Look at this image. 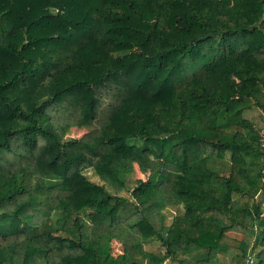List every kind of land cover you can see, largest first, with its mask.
<instances>
[{
  "label": "trees",
  "instance_id": "obj_1",
  "mask_svg": "<svg viewBox=\"0 0 264 264\" xmlns=\"http://www.w3.org/2000/svg\"><path fill=\"white\" fill-rule=\"evenodd\" d=\"M233 1L0 0V264H264V0Z\"/></svg>",
  "mask_w": 264,
  "mask_h": 264
},
{
  "label": "rangeland",
  "instance_id": "obj_2",
  "mask_svg": "<svg viewBox=\"0 0 264 264\" xmlns=\"http://www.w3.org/2000/svg\"><path fill=\"white\" fill-rule=\"evenodd\" d=\"M228 1V0H227ZM231 4L234 3L233 0H229ZM230 4V5H231ZM246 117L251 120L253 123L256 124L257 128L260 130L261 135L264 137V112L259 109H252L251 111L246 113ZM81 131L77 129H72L68 133V137H79L81 135ZM264 139V138H263ZM164 152L158 151L157 149L152 148L147 153H141L139 151H135L132 160H133V166H134V173L128 177L127 186L128 189L122 191L121 195L126 196L129 198L130 193L129 191L133 188V186L136 183V180H144L146 176L149 174L150 170L157 164V162L162 158ZM86 175L88 178H90L92 181L101 183L99 179L94 176L92 171H86ZM168 185V184H166ZM167 203L169 204L166 209L163 210L161 215L153 214V223L156 226L158 230L161 232L164 231V229L170 224L173 216L178 215L181 213V206L175 203L174 201H171L170 198H166ZM264 207V206H263ZM145 213L147 216L152 215V210L149 208H145ZM91 214L92 210L85 209L80 214V220L81 223L89 226L91 224ZM239 238V236L234 235ZM158 243L155 242V240H152L145 244V248L150 251H155L158 247ZM121 250L120 246L114 245V253H117ZM229 256L227 253L225 255H220V260H223L224 262L228 260ZM164 264H179L178 262H172V261H166Z\"/></svg>",
  "mask_w": 264,
  "mask_h": 264
}]
</instances>
